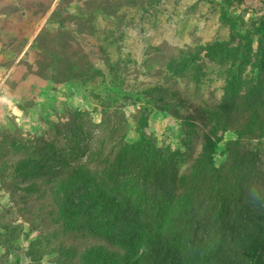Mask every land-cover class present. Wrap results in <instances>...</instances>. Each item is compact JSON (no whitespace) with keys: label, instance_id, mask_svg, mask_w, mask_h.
Returning a JSON list of instances; mask_svg holds the SVG:
<instances>
[{"label":"rangeland","instance_id":"obj_1","mask_svg":"<svg viewBox=\"0 0 264 264\" xmlns=\"http://www.w3.org/2000/svg\"><path fill=\"white\" fill-rule=\"evenodd\" d=\"M263 34L264 0H0V264H80L92 245L121 249L60 220L58 160L105 174L119 147L145 134L189 172L239 61L182 73L170 61L216 40L246 46V36L256 53ZM261 120L249 129L236 111L214 152L220 169L247 165L260 196Z\"/></svg>","mask_w":264,"mask_h":264},{"label":"trees","instance_id":"obj_2","mask_svg":"<svg viewBox=\"0 0 264 264\" xmlns=\"http://www.w3.org/2000/svg\"><path fill=\"white\" fill-rule=\"evenodd\" d=\"M245 38L246 46L232 45L233 39L201 44L168 65L182 73L190 63L198 62L200 70L210 60L239 61L221 102L209 111L213 126L189 172H180L175 151L145 134L122 144L105 174L85 161L60 157L65 171L51 188L60 220L67 229L121 248L92 245L80 264H264V194L253 195L247 187L253 171L247 165L223 170L214 162L236 111L248 112L249 129L263 124L264 49L254 53L253 38Z\"/></svg>","mask_w":264,"mask_h":264},{"label":"crops","instance_id":"obj_3","mask_svg":"<svg viewBox=\"0 0 264 264\" xmlns=\"http://www.w3.org/2000/svg\"><path fill=\"white\" fill-rule=\"evenodd\" d=\"M15 118H16V121H18V122H19L20 119H21V117H15ZM12 123H15V124H16V122H15L14 120L12 121Z\"/></svg>","mask_w":264,"mask_h":264}]
</instances>
